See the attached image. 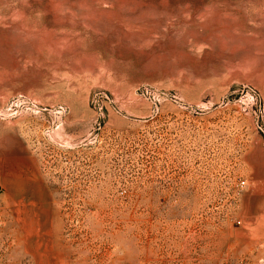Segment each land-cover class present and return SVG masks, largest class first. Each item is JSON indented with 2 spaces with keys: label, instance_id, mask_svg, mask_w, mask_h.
I'll return each mask as SVG.
<instances>
[{
  "label": "rangeland",
  "instance_id": "obj_1",
  "mask_svg": "<svg viewBox=\"0 0 264 264\" xmlns=\"http://www.w3.org/2000/svg\"><path fill=\"white\" fill-rule=\"evenodd\" d=\"M108 1L0 0V264H264V0Z\"/></svg>",
  "mask_w": 264,
  "mask_h": 264
},
{
  "label": "bare ground",
  "instance_id": "obj_2",
  "mask_svg": "<svg viewBox=\"0 0 264 264\" xmlns=\"http://www.w3.org/2000/svg\"><path fill=\"white\" fill-rule=\"evenodd\" d=\"M109 1H111L110 3L112 4V6H115V5H117L119 8H121V9H125V8H128L129 6H134V4L136 5V3H129V1H127V0H109ZM108 1V2H109ZM60 6V3H54V7H56V8H58ZM81 7H84V5L82 4V6ZM88 11H90V10H88ZM155 12V11H154ZM89 13V12H88ZM91 13V12H90ZM107 14V15H111V11H108V12H98V13H92V15H90L89 16V18H91V19H95L99 14L101 15V14ZM149 14H151V12H149ZM209 14L211 15L212 13H209V10L206 8V9H204V11L201 13V14H199V16H198V18L199 19H203V18H205L206 20H211V21H218L219 22V20H223L224 22H231V21H233L235 18H236V16H235V14H219V12L218 11H213V14H212V16H209ZM207 16V17H206ZM101 20V19H100ZM168 20V19H167ZM237 21V20H236ZM96 22H97V20H96ZM232 25V24H231ZM235 25V24H234ZM233 25V26H234ZM228 29H231V28H228ZM226 30V29H225ZM224 32V31H223ZM222 32V33H223ZM226 34L228 33L227 31L225 32ZM225 36V35H224ZM228 39V38H227ZM250 39V38H249ZM216 40V39H215ZM221 41L223 42V45H224V43L225 42H227L226 41V39L225 38H222L221 39ZM237 41V40H236Z\"/></svg>",
  "mask_w": 264,
  "mask_h": 264
},
{
  "label": "built area",
  "instance_id": "obj_3",
  "mask_svg": "<svg viewBox=\"0 0 264 264\" xmlns=\"http://www.w3.org/2000/svg\"><path fill=\"white\" fill-rule=\"evenodd\" d=\"M242 183H244V182H242Z\"/></svg>",
  "mask_w": 264,
  "mask_h": 264
}]
</instances>
